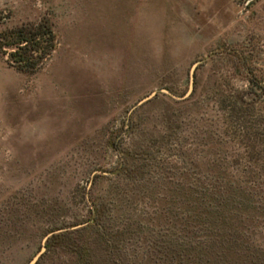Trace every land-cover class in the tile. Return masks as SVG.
<instances>
[{
	"label": "rangeland",
	"instance_id": "rangeland-1",
	"mask_svg": "<svg viewBox=\"0 0 264 264\" xmlns=\"http://www.w3.org/2000/svg\"><path fill=\"white\" fill-rule=\"evenodd\" d=\"M43 19L38 73L0 55V264H264V0H0Z\"/></svg>",
	"mask_w": 264,
	"mask_h": 264
},
{
	"label": "trees",
	"instance_id": "trees-1",
	"mask_svg": "<svg viewBox=\"0 0 264 264\" xmlns=\"http://www.w3.org/2000/svg\"><path fill=\"white\" fill-rule=\"evenodd\" d=\"M56 47L57 36L47 19L0 30V55L24 74L38 73Z\"/></svg>",
	"mask_w": 264,
	"mask_h": 264
},
{
	"label": "built area",
	"instance_id": "built-area-1",
	"mask_svg": "<svg viewBox=\"0 0 264 264\" xmlns=\"http://www.w3.org/2000/svg\"><path fill=\"white\" fill-rule=\"evenodd\" d=\"M241 3H246L247 5H249L253 0H238Z\"/></svg>",
	"mask_w": 264,
	"mask_h": 264
},
{
	"label": "water",
	"instance_id": "water-1",
	"mask_svg": "<svg viewBox=\"0 0 264 264\" xmlns=\"http://www.w3.org/2000/svg\"><path fill=\"white\" fill-rule=\"evenodd\" d=\"M150 98H151V97H150ZM184 98H185V97H181V98H177V99H184ZM148 99H149V98H148ZM148 99H147V100H148ZM37 259H38V258H36V259L32 262V264H35L36 261H37Z\"/></svg>",
	"mask_w": 264,
	"mask_h": 264
}]
</instances>
